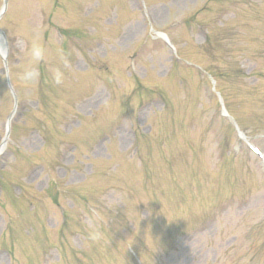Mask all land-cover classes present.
Returning a JSON list of instances; mask_svg holds the SVG:
<instances>
[{
  "label": "rangeland",
  "instance_id": "obj_1",
  "mask_svg": "<svg viewBox=\"0 0 264 264\" xmlns=\"http://www.w3.org/2000/svg\"><path fill=\"white\" fill-rule=\"evenodd\" d=\"M139 1L8 0L5 13L0 17V29L4 32V41L8 40L11 53L5 71L0 58V144L5 135V121L13 107L6 77L17 95V109L11 119L13 129L9 133L11 139L15 137V144L10 146L8 142V148L0 154L3 175L9 178L15 170H20L18 175L21 174L22 182L27 184L24 189L30 198L33 193L29 191L41 192L48 185L47 176L52 174L41 165L40 158L57 163V150L64 147V136L57 135L64 132V126L75 127L72 120L77 116L65 125L64 116L70 113L84 116L81 126L73 129L71 135L84 142L87 135H95L125 112V115H130V120L121 119L120 125L112 132L117 147L111 144L106 149L111 153V160L103 159L101 155L104 149L97 144L92 154L100 156L101 159L96 157L100 161L85 163L78 172L67 174L68 180L78 187L77 190L87 196L101 192L94 189L93 184L96 181L100 183L102 198H106L107 203L102 205L98 214L105 220L113 218L119 228L124 218L132 219V231L124 235V240L120 236V240L129 241L144 264H166L163 258L169 252H174L177 242L157 239L154 230L162 233L164 220L161 208L170 204V209L176 208L167 213V219H174V222L168 221L167 230L174 228L182 234L189 227L198 229L196 237L186 241L193 248L192 253L177 256L176 264H264V217L261 215V209H264V181L258 165L253 157L246 154L235 158L233 161L236 164L232 161L230 165L226 161L206 163L192 154L191 151L197 142L202 141L208 129L214 144L212 154H222L219 147L222 142L218 137L219 132L225 130L224 123H217L212 115L217 100L214 93L209 96L207 87L210 84H207V79L201 77L195 68L177 60L174 50L171 51L166 43L148 36L151 34L143 21L144 11V15L158 28L171 31L169 36L179 46L180 54L196 63L217 68L214 69L219 75L217 87L228 98L225 100L222 96L228 114L243 126L247 138L264 152V0H223L217 6L212 2L209 11L205 9L210 0H145L144 10L139 7L142 3ZM125 4L130 5L132 10ZM90 6L92 10H89ZM223 7L227 8L225 15L217 17L215 12ZM193 13L196 18H188ZM102 16L109 29L100 24ZM111 17H116V20L108 23ZM219 19L225 22L224 29L217 27ZM173 22L179 23L170 29ZM206 25H214L230 36L228 44L234 49L232 57L239 58V63H235L238 68L230 69L243 76L222 75L230 70L229 66L232 67V57L226 63H221L222 59H214L209 64L201 51L206 41L203 28ZM64 27L67 28L65 44L64 38L60 44L58 30ZM95 27L98 30L96 40L84 37L86 31ZM257 37L261 40L258 41ZM185 40L187 43L183 42ZM33 45L43 49V59L35 63L30 55ZM77 45L78 48L83 46L87 50H94L100 58L107 53L103 59L116 69L119 76L114 70L111 74L87 67L86 60L74 53ZM68 48L71 51L74 48L72 67L75 71L64 69V63L60 60L61 52L64 54ZM126 66L130 69L131 78H141L150 88L146 95L141 91H131L133 84L129 78L121 79L124 73L121 69ZM29 67L35 69V79H21ZM57 68L63 73L61 85L54 84L52 80ZM110 79L115 81L116 88L112 97H108L105 90H110L107 85ZM87 87L92 91L88 92ZM88 93L91 94L77 100ZM140 95L149 101L137 107L138 99L142 101ZM126 98L130 105L125 104ZM192 121L195 123L194 129L190 125ZM36 122L39 125L32 127L35 126L33 124L37 125ZM16 130L19 135L15 133ZM215 130L218 131L214 133ZM21 131L25 132L20 134ZM57 140L58 149H54L52 146ZM14 145L21 146L25 152L32 151L33 162L24 153L16 158ZM239 146L242 152L244 147ZM125 149L124 155L121 151ZM78 158V155L70 157L69 152H63L61 161L63 164H74ZM63 174L60 169L54 173L57 177ZM27 197L24 196L21 203H15L18 209L14 212L23 211L12 215L10 240L9 235L3 238L9 241V250L13 241L14 255H10L9 264H50L45 259L56 261L54 264H70L75 258L69 253L65 262L67 257L64 253V258L59 260V249L68 247L70 243L78 245L79 240L83 248H88L94 236L93 229L103 226V222L100 223L93 213L90 214L91 220L84 221L80 213L70 212L66 215L68 223L65 224L64 233L72 239L63 240L65 243L62 245L59 240L61 229H58L55 234L50 231L53 238L49 237L51 240L47 243L46 222L47 226H57L61 224L62 215L51 204L46 221L43 205L51 200L45 197L38 198L36 210L27 213L24 201ZM232 198L236 200L231 201ZM59 204L64 206L63 202ZM118 205L123 207L122 210H118ZM108 206L111 208L106 210ZM143 206L149 209L155 206L144 222L135 211ZM207 219L210 220L207 227L199 229ZM10 224L11 221L2 218L0 213V234ZM17 230L21 231L20 234ZM31 232L36 238H27ZM97 236L112 242L109 232ZM120 240L117 242H122ZM124 244L128 249L129 243ZM147 248L152 251L148 252ZM46 252L43 260L42 255ZM123 252L107 251L101 247L93 253H84L83 261L78 264H138L132 255L129 259ZM35 254L40 258H36ZM5 261L6 254L0 251V264Z\"/></svg>",
  "mask_w": 264,
  "mask_h": 264
},
{
  "label": "clouds",
  "instance_id": "obj_2",
  "mask_svg": "<svg viewBox=\"0 0 264 264\" xmlns=\"http://www.w3.org/2000/svg\"><path fill=\"white\" fill-rule=\"evenodd\" d=\"M30 55L34 63L38 62L41 59H43V49L41 47L33 45V47L30 50ZM60 60H61V63H64V64L67 63V57L63 54V52H61ZM35 76H36L35 69L32 67H29L22 74L21 79L30 81V80L35 79ZM52 80H53V83L56 85H61L63 83V73L60 71L59 68H57V70L53 72ZM91 238L95 239V236H92Z\"/></svg>",
  "mask_w": 264,
  "mask_h": 264
}]
</instances>
